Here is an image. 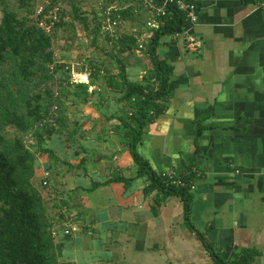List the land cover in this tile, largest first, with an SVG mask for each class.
I'll use <instances>...</instances> for the list:
<instances>
[{"label":"crops","instance_id":"1","mask_svg":"<svg viewBox=\"0 0 264 264\" xmlns=\"http://www.w3.org/2000/svg\"><path fill=\"white\" fill-rule=\"evenodd\" d=\"M193 1L197 21L184 27L201 47L189 49L182 35L160 38L158 57L172 67L166 107L145 123L137 145L157 176L194 172L189 213L179 196L165 195L144 176L134 177L129 152L112 139L116 119L106 120L120 107L114 99L118 94L110 93L99 78L89 89L103 94L91 98L100 108L92 103L71 106L70 125L80 122L81 128L73 141L57 147L72 164L86 155L81 148L94 154V162L85 163L86 173L77 167L63 176L50 173L64 191L56 195L54 188L49 215L59 217L53 205L64 199L67 215L78 226L74 234H64L67 217L53 228L65 261L212 264L198 231L225 259L251 248L258 253L252 264H264V9L242 0ZM140 15L138 21L124 19L116 37L129 35L131 25H142L145 14ZM133 50L119 53L121 61L112 60L110 74H119L121 63L127 79H142L150 62ZM84 66L73 71L83 72ZM88 79L82 76L81 81ZM63 137L67 140L68 134ZM42 167L36 168L39 174ZM112 174L134 179L126 188L120 181L88 192L75 190Z\"/></svg>","mask_w":264,"mask_h":264},{"label":"trees","instance_id":"2","mask_svg":"<svg viewBox=\"0 0 264 264\" xmlns=\"http://www.w3.org/2000/svg\"><path fill=\"white\" fill-rule=\"evenodd\" d=\"M79 1L42 2V12L35 14V0H0V264H74L62 259L61 248L52 235L57 221L70 217L67 215L70 211L67 202L64 199L55 202L53 206L57 205L59 217L50 216L46 194L42 191L46 193L48 185L41 184L42 190H39L34 179L38 155L45 156H42V166L56 176H63L73 167L82 168L86 173L85 163L94 162V154L90 156L88 150L81 148L86 155L72 164L60 156L50 141L57 137L60 145L64 146L69 139H75L73 136L81 128V123L70 125L71 106L94 104L91 101L94 95L102 97V93L89 89L99 78L103 79L110 93L118 94L114 99L120 107L106 120L116 119L111 128L112 139L129 152L135 166L134 177L144 176L165 195L179 196L184 202L185 213L190 210L188 184L195 178L194 172L179 176L185 182L184 186H165L156 174L148 170L147 162L137 150L145 123L166 107L167 83L172 67L158 57L157 46L162 36L182 29V13L176 11L170 19L166 18L144 42V55L150 67L140 81L127 79L121 63L119 74L109 72L112 60L121 61L119 53L136 47V40L131 35H124L112 39L105 36V42L110 43L105 60L100 63L88 60V67L92 69L88 82H74L65 69L63 61L67 60L66 55L52 70L50 66L54 62L53 40L62 39L66 44L65 50L71 51V57L74 48L87 50L98 47L99 25L94 21L98 19L97 13L93 11L91 23V16L79 9ZM242 1L257 3L260 0ZM57 2L69 5L70 13L60 9L57 19L53 20L51 12ZM68 16L70 20L66 19ZM120 18L138 21L142 15H136L127 8L120 12ZM73 21L80 23L86 37H89L85 47L76 38ZM40 22L48 30L40 26ZM100 105H95V109ZM29 133L32 143L27 145L25 138ZM65 133L68 134L67 140L63 137ZM134 177L112 174L103 182L92 181L88 187L77 186L75 190L88 192L100 185L120 181L126 188ZM195 234L211 254L212 264H252L258 254L257 250L245 248L227 260L206 242L200 232L195 231Z\"/></svg>","mask_w":264,"mask_h":264},{"label":"built area","instance_id":"3","mask_svg":"<svg viewBox=\"0 0 264 264\" xmlns=\"http://www.w3.org/2000/svg\"><path fill=\"white\" fill-rule=\"evenodd\" d=\"M49 0H45L48 3ZM44 2V1H43ZM35 14H39L43 10V4L35 3ZM257 6L264 9V0H260ZM64 4L57 2L51 12V17L53 20L57 19L58 8L63 7ZM130 8L134 14H145L142 25H131L128 29V34L131 35L136 40L135 51L140 53L145 50L144 42L148 40L153 32L158 29L164 20L170 19L174 12L178 11L183 15V22H189L194 24L197 21L198 13L196 4L193 0H96L95 2V12L97 13L99 32L109 39L115 38L119 32L123 31L124 19L120 18V12ZM43 26V23H38ZM184 24L182 29L178 32L170 34L172 37H178L180 35L185 36L186 46L195 51L199 50L201 47V41L194 35L188 33L185 29ZM46 30L48 28L44 27ZM62 62V61H60ZM82 62H80L81 64ZM83 64V63H82ZM84 65V64H83ZM73 65L71 64V67ZM52 65L50 69L52 70ZM66 68V67H65ZM91 70L88 66H84L83 72H75L70 68L69 78L71 81L77 82L87 79L90 76ZM31 138V133H29L26 138ZM159 179L165 186H184L185 182L172 172H161L159 173ZM50 172L45 167H42L40 178V183L42 185H48ZM189 189H191L192 182L188 184ZM78 229L76 222L71 218L66 219V224L63 229L64 234H74Z\"/></svg>","mask_w":264,"mask_h":264},{"label":"rangeland","instance_id":"4","mask_svg":"<svg viewBox=\"0 0 264 264\" xmlns=\"http://www.w3.org/2000/svg\"><path fill=\"white\" fill-rule=\"evenodd\" d=\"M45 2V0H35V3H39L41 4L42 2ZM95 2L96 0H80L78 2V6H79V9L81 11H85L88 15L93 16V11L95 12ZM61 4H64V3H61ZM59 10L61 9H64L66 11V13H70V6L69 5H63V7H59L58 8ZM67 16V15H65ZM90 18V21L92 23V21L94 20L93 18L91 19ZM67 20H70L69 16L66 18ZM94 21H97V20H94ZM73 24H74V28H75V32H76V38L78 39V41L81 42V44H86L89 40V37H86L85 33H83V29H82V25L80 23H78L77 21H73ZM95 24V22H94ZM99 37H98V47L97 49H93L91 47L87 48V50H81L80 48H74L75 50L73 51L72 49V57L68 52V50H65V46L66 44L63 42L62 39H56V40H53V44H52V49L54 51V62L52 64V67H54V65H57L60 61H61V58H63L62 56L63 55H66L67 56V60L66 61H63L65 62V69H68V72L70 73V68L72 70H76L78 67L80 66H83V64H86L88 65V60L90 59H93L94 61L100 63L101 60H105L106 58V50H109L110 48V43H107L105 42V36L103 34H101L99 32ZM134 49V48H133ZM134 51V50H133ZM136 52L134 51V54ZM141 54L144 55V52L141 51L140 52ZM75 57V58H74ZM59 61V62H58ZM80 62H82L80 64ZM71 64L73 65L71 67ZM101 73V72H100ZM56 74V73H55ZM7 130L9 131H12L11 128H8ZM32 143V139L29 137V138H25V144H31ZM50 145L51 146H55V148L57 147H60V143L58 142V138L55 137L54 138V141H51L50 142ZM57 150V149H56ZM60 154L61 157H64V153L63 151L62 152H58ZM43 156V155H42ZM41 155H38V169L40 166H42L43 164L42 161H43V156L42 157ZM38 171V174H39V170H36V172ZM54 176H56L55 174H53ZM39 175L36 174V177L34 179V184L38 187L39 190H42V185L40 183V180L41 178L39 177ZM55 182H57L56 184L54 183V181L51 179H49V183H48V187H47V190L46 193L43 191V194L45 195V200H46V206H47V212L49 213V211L53 208L51 204H53V201L56 200V199H53L52 194H54V188L57 189V194L56 195H59V194H63V191H64V185L63 184H59V182L57 181V179H55ZM57 199L59 200V197L57 196ZM56 211H58V208L56 207ZM66 255V254H65Z\"/></svg>","mask_w":264,"mask_h":264}]
</instances>
